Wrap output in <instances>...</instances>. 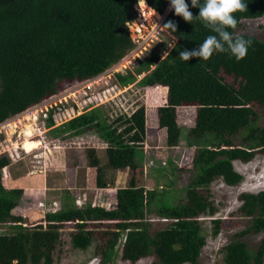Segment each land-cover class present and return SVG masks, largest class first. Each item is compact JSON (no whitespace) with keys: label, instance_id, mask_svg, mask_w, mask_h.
Wrapping results in <instances>:
<instances>
[{"label":"trees","instance_id":"1","mask_svg":"<svg viewBox=\"0 0 264 264\" xmlns=\"http://www.w3.org/2000/svg\"><path fill=\"white\" fill-rule=\"evenodd\" d=\"M145 1L161 15L170 5L169 0ZM138 2L0 0V125L73 84L97 78L122 61L135 47L129 25L138 16ZM244 2L247 9L235 14L238 23L234 30L235 35L251 41L243 60L237 61L227 51L214 52L208 60L179 59L180 51L197 48L215 33L195 18L188 23L169 11L162 26L172 21L177 30L164 29L176 39L167 55L161 58L153 51L138 61L134 70L114 75L123 88L141 75L138 84L143 88H168L167 104L158 108V124L167 132L169 148L177 147L187 132V127L177 121V107L198 104L195 128L190 134L195 140L204 136L207 140L193 151L191 169L195 173L186 187L185 202L173 205L137 182L147 138L144 103H138L130 112L122 109L116 114L100 105L59 126L54 119L56 109L52 108L45 128L53 140L66 142L88 134L95 138V144L87 145L85 151L87 167L95 173V187L109 186V170H128L126 186L117 189L113 208L67 204L48 213L43 222L30 224L14 213L26 192L6 186L2 171L9 163L6 157L0 158V227L8 229L0 232V264H55L68 225L73 227L70 239L74 249L84 251L97 242L93 254L100 264L114 263L118 257L131 264L149 258L153 264H199L207 239L217 238L223 230L211 185L222 179L228 186H238L244 176L234 163L247 164L257 155H264V122L252 106L257 103L264 109V41L236 34L243 20L264 17V0ZM186 3L198 17L199 8L192 7L191 0ZM222 73L234 76L238 87L226 88L224 92L232 94L229 99L225 93L208 99L206 89L220 83ZM234 94L246 105H234ZM101 145L106 147L105 162L97 153ZM174 168L175 174L183 172L178 165ZM240 199L250 218L249 227L240 236L253 233L262 239L256 251L242 239L226 244L222 248L224 264H264V190L243 193ZM150 214L165 223L154 233Z\"/></svg>","mask_w":264,"mask_h":264},{"label":"rangeland","instance_id":"2","mask_svg":"<svg viewBox=\"0 0 264 264\" xmlns=\"http://www.w3.org/2000/svg\"><path fill=\"white\" fill-rule=\"evenodd\" d=\"M138 12L137 18L129 25L130 35L135 43V47L126 55V57L111 69L92 79L81 84H73L60 93L59 95L49 98L41 105L26 111L0 125V158L6 157L9 166L2 171L4 182L7 185L9 167L14 163L17 166V173L20 176H27L32 183L28 187V193L22 199L19 207L14 211L16 215H20L28 220L30 224H38L46 220V215L50 212H56L64 208L69 202L77 206L83 207V200H91L95 195L92 189H95V173L89 169L91 174L88 180L91 186L88 189H74V200L70 198L59 199V196H64L70 193L64 187L67 184H62L59 192H56V197H45L42 193L43 188L40 185V176L47 173L45 164L40 163V155L45 152L46 159L51 160L52 151H56L57 147L69 148L67 153L54 155L52 162L55 159L59 164H65L64 168H70L73 157L76 154L75 148L86 147L87 145L95 144V138H83L77 140H69L59 142L53 140L49 134V129L45 128L46 115L54 108L56 115L54 116L56 126L68 121L70 118L89 111L97 106L103 105L106 110H110L113 114L119 113V110H128L130 112L135 109L138 103H144L148 106L149 119V140L145 144V151L148 150L147 159H144V166L137 174V182L139 186L145 187L146 190L157 191L158 196L164 200L171 201L173 205H180L185 202L186 187L191 176L194 175L192 167L193 151L197 147L206 144L207 137H202L201 140H195L190 132L195 128L197 103L190 102L189 104L179 105L177 111V121L187 127L185 133L180 138V143L177 147L169 148L166 144L167 136H163V130L158 128L155 122L158 118V108L167 104L168 89L163 87L143 88L138 84L141 76H138L137 81L128 87H122L116 83L115 73L126 69L134 70L138 61L144 59L146 55L155 51L158 52L161 58L165 57L175 44L176 39L166 32L160 26V16L156 15L147 5L146 1L139 0L136 5ZM236 34L252 35L259 40L264 41V17L260 19L243 20L238 27ZM167 52V53H166ZM166 53V54H165ZM222 80L218 84H213L206 89L205 94L213 97L228 91L226 88L238 87L239 82L232 75L222 73ZM158 89V90H155ZM227 99L232 95L229 92L225 93ZM234 105L243 106L246 103L234 94L232 99ZM213 102V99H212ZM210 104V101H208ZM253 108L261 113L260 121L264 122V109H260L257 103H254ZM156 114V117H155ZM263 114V115H262ZM32 121V122H31ZM155 122L154 124L152 123ZM166 131V130H165ZM167 134V132H166ZM92 136V135H91ZM24 142H31L35 147L33 151L27 152L24 148ZM92 142V143H91ZM97 144V143H96ZM152 149V150H151ZM78 154L82 166L80 170L87 169V159L85 151L80 150ZM28 154V155H27ZM102 162L106 161L104 154ZM84 157V159L82 158ZM39 161V162H38ZM173 163H170V162ZM25 167H22L24 166ZM63 164V166H64ZM183 168V172H177L175 166ZM236 169L241 172L244 179L238 186H228L222 179H217L211 185L212 199L218 207V217L223 221V230L217 238L209 237L207 245L203 249L199 264H224L222 248L236 239L246 241L252 251H256L262 236L260 234H248L241 237L240 234L250 225V218L243 211V202L240 196L243 193L258 192L264 190V155H257L255 159L247 164L241 162L234 163ZM182 166V167H180ZM55 168H53V171ZM30 172V173H29ZM68 170L60 172L59 176L66 175ZM54 173V172H52ZM52 173H49L51 176ZM27 174V175H24ZM57 174V173H54ZM126 172L108 171V181L119 182L121 187L126 186ZM176 178V181H174ZM82 180L78 181V185ZM86 182V180H85ZM175 182V183H174ZM70 185V183H69ZM120 188V187H119ZM91 189V190H90ZM117 192V191H116ZM116 192L110 199V205L107 208H113L116 204ZM69 202H68V201ZM113 203V204H112ZM66 209V208H65ZM149 219L152 224V232L164 227L163 220L156 218L154 214H150ZM204 223L208 224L209 220L204 219ZM208 220V221H207ZM73 227L66 226L63 232V244L59 247L55 264H91V261L96 258L93 254L95 242L91 248L87 250L74 249L71 244L70 232ZM6 226L0 227V232H7ZM153 260L142 259L136 264H153ZM100 264V260H99ZM110 264H131L122 261L119 257L114 263Z\"/></svg>","mask_w":264,"mask_h":264},{"label":"clouds","instance_id":"3","mask_svg":"<svg viewBox=\"0 0 264 264\" xmlns=\"http://www.w3.org/2000/svg\"><path fill=\"white\" fill-rule=\"evenodd\" d=\"M169 4V10L174 11L176 16L182 17L188 23L195 18L215 33L208 35L197 48L180 51L179 59L183 61H189L192 58L208 60L214 52L226 51L230 52L237 61L247 56L251 41L234 34L238 23L235 14L247 9L244 0H203L202 3L201 0H191V6L199 8L198 17L193 16L186 0H169ZM161 28L171 29L174 32L177 30L172 21H168ZM91 264H99V257L94 258Z\"/></svg>","mask_w":264,"mask_h":264},{"label":"crops","instance_id":"4","mask_svg":"<svg viewBox=\"0 0 264 264\" xmlns=\"http://www.w3.org/2000/svg\"><path fill=\"white\" fill-rule=\"evenodd\" d=\"M164 88V87H163ZM167 88V87H165ZM168 89V88H167ZM155 90H158V89H155ZM179 110V108L177 107V111ZM146 111H147V138H146V142L145 144L148 142L149 140V119H148V106H146ZM155 117H156V114H155ZM155 122L156 124L158 125V118L156 117L155 119ZM155 122L152 121V123L154 124ZM159 128V126H158ZM163 136H167L166 134V131L163 130ZM89 137H92L90 134L82 137V138H79V139H83V138H89ZM94 138V137H92ZM69 148H65V147H57V149H55L56 151V154H59L60 153H67V150ZM75 155L73 157V161L71 162V165H70V168H64L65 167V164L63 166V164H59V162L55 159L54 162H52V159L54 158V155H55V152L52 151V158L51 160H48L46 159V156H45V152H43L42 154L43 155H40L39 158H41L40 160V163H43L45 164L44 167H47L49 168L47 173L43 174V172L41 174H39L40 176V185L41 187L43 188V194L45 195V197H56V192H59L60 189H61V185L62 184H67V187H64L65 189L63 190H68L70 193H66L64 196H59V199H64L65 197L68 198V200H70V198L72 200H74V194L72 193V190H80V189H88V186H91L88 182V180L90 179L91 177V174L89 173V168L86 167L87 169L85 170H80L79 168L83 167L82 166V160L80 161V158L78 157V154L81 153L82 155V152H80V150L82 151H86V147H78V148H75ZM152 150V149H151ZM97 153L99 155V157L101 158L102 155L101 154H104L105 157L106 156V147L104 146H98L97 147ZM28 155V154H27ZM83 156V155H82ZM85 156H86V152H85ZM147 156L149 157L148 155V150L145 151V158L147 159ZM82 158V157H81ZM84 159V157L82 158ZM39 162V161H38ZM17 165V164H16ZM14 163H12V165L9 167V169L7 170L8 172V178L6 179L7 180V187L9 188H22L25 190V195L29 194L28 193V187L27 186H31L32 183H30L31 181H29L30 179L27 177L28 175L27 174H24V175H27L26 177L25 176H20V173H17L16 169H17V166H16ZM24 165V164H23ZM87 166V164H86ZM144 166V164H143ZM22 167H25L22 166ZM182 167V166H180ZM53 168H55L53 171ZM68 170L67 174L63 176H59L60 172H63V170ZM111 171V170H109ZM127 170H117V171H112V172H126ZM57 173V174H54V173ZM30 173V172H29ZM49 173H52L51 176L49 175ZM79 180H82L81 181V184L78 185V181ZM86 180V182H85ZM70 183V185H69ZM121 187L119 185V182L116 180L115 182H110L109 183V186L105 189H98V188H95V189H92L93 192H95V195L92 197V201L91 200H83V205H86L87 203H90L92 205H96V206H105L107 207L108 205H110L111 203L109 202L110 199H112V195L115 194V192L117 191V189ZM91 190V189H90ZM112 194V195H111ZM67 200V201H68ZM69 202V201H68ZM70 204V202L68 203ZM113 204V203H112Z\"/></svg>","mask_w":264,"mask_h":264},{"label":"bare ground","instance_id":"5","mask_svg":"<svg viewBox=\"0 0 264 264\" xmlns=\"http://www.w3.org/2000/svg\"><path fill=\"white\" fill-rule=\"evenodd\" d=\"M156 15H160L158 13H156ZM32 122V121H31ZM23 148L27 151V152H30V151H33V149L35 148L31 142H24V145H23Z\"/></svg>","mask_w":264,"mask_h":264},{"label":"built area","instance_id":"6","mask_svg":"<svg viewBox=\"0 0 264 264\" xmlns=\"http://www.w3.org/2000/svg\"><path fill=\"white\" fill-rule=\"evenodd\" d=\"M158 14H159V13H158ZM160 15H161V14H160ZM163 20H164V16H163V17L160 16V21H159V23H160V26H161V27H162ZM46 117H47V115H46Z\"/></svg>","mask_w":264,"mask_h":264},{"label":"water","instance_id":"7","mask_svg":"<svg viewBox=\"0 0 264 264\" xmlns=\"http://www.w3.org/2000/svg\"><path fill=\"white\" fill-rule=\"evenodd\" d=\"M169 9H170V5H169V7H168V9H167L166 13L163 15V16H164V18L166 17V15L168 14V12L170 11Z\"/></svg>","mask_w":264,"mask_h":264}]
</instances>
